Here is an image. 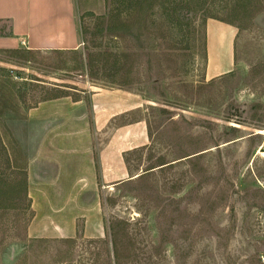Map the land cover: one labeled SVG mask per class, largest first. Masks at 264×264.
Listing matches in <instances>:
<instances>
[{
  "label": "rangeland",
  "instance_id": "1",
  "mask_svg": "<svg viewBox=\"0 0 264 264\" xmlns=\"http://www.w3.org/2000/svg\"><path fill=\"white\" fill-rule=\"evenodd\" d=\"M79 14L78 52L0 50V264H264V0H79ZM210 29L234 45L213 78ZM95 88L137 97L124 123L145 118L151 144L104 197L105 237L30 238L29 113Z\"/></svg>",
  "mask_w": 264,
  "mask_h": 264
},
{
  "label": "crops",
  "instance_id": "2",
  "mask_svg": "<svg viewBox=\"0 0 264 264\" xmlns=\"http://www.w3.org/2000/svg\"><path fill=\"white\" fill-rule=\"evenodd\" d=\"M213 31L212 78L223 63L228 69L234 50L230 35L212 39ZM83 45L79 0H0V50L78 52ZM76 93L82 96L51 99L29 113L30 238L105 237L104 197L136 174L127 157L151 144L145 118L124 123L139 115L137 97L118 89Z\"/></svg>",
  "mask_w": 264,
  "mask_h": 264
},
{
  "label": "trees",
  "instance_id": "3",
  "mask_svg": "<svg viewBox=\"0 0 264 264\" xmlns=\"http://www.w3.org/2000/svg\"><path fill=\"white\" fill-rule=\"evenodd\" d=\"M66 96V95H65ZM59 98V97H58Z\"/></svg>",
  "mask_w": 264,
  "mask_h": 264
}]
</instances>
